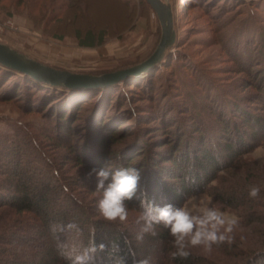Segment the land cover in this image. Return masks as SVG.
Listing matches in <instances>:
<instances>
[{
	"label": "trees",
	"instance_id": "16d2710c",
	"mask_svg": "<svg viewBox=\"0 0 264 264\" xmlns=\"http://www.w3.org/2000/svg\"><path fill=\"white\" fill-rule=\"evenodd\" d=\"M38 1L41 9L47 5ZM55 1L62 16L74 8L78 16L86 14L79 0ZM201 1L210 10L220 3L213 15H221L219 26L232 27L226 33L234 32L226 43L242 80L232 87L191 67L188 55L179 52L170 59L171 75L164 77L168 67L161 64V73H145L140 82L125 78L80 89L52 87L0 64V100L20 99L27 110L47 111L39 129L0 134V264H66L59 242L88 246L93 238L105 247L97 249L92 264H264V154L262 161L254 156L264 151V0ZM140 5L155 13L146 0ZM106 31L87 25L74 34L79 47L96 48ZM139 96L147 104L136 105ZM125 119L134 120L130 130L115 131ZM46 146L65 149L81 167L80 177H67L63 155L55 157ZM104 167L137 168L141 192L160 206L207 195L212 206L238 218L234 242L213 245L211 253L192 248L188 258L173 259L172 237L162 226L156 236L137 239L143 225L139 199L126 202L124 223L106 221L98 204L86 201L98 194L88 172ZM252 186L260 189L255 198L249 196ZM70 223L79 231H69Z\"/></svg>",
	"mask_w": 264,
	"mask_h": 264
},
{
	"label": "rangeland",
	"instance_id": "374dc122",
	"mask_svg": "<svg viewBox=\"0 0 264 264\" xmlns=\"http://www.w3.org/2000/svg\"><path fill=\"white\" fill-rule=\"evenodd\" d=\"M132 1L135 4L133 8H124L116 0H79L77 3L80 2L81 9L86 12L85 16L81 17L77 15L75 8L62 16L61 11L58 9L55 11V0H44L47 5L42 9L38 0H0V42L44 65L76 74L99 77L134 68L153 55L160 43L162 28L153 11L142 9L140 0L130 2ZM162 1L170 6L173 13L176 40L175 44L166 50L163 59L146 73L151 71L161 73L164 69L161 66L163 64L168 67L167 72L163 73L164 77L167 76L172 72L169 66L170 59L174 53L179 52L180 55L181 53L188 55L187 61L191 63V67L199 66L206 69L212 79L225 83L222 85L232 87L231 85L239 83L242 76L235 73L238 69L226 43V40L233 37L234 32L231 36L226 33L232 27L226 29L219 26L221 15H213L219 10L215 5L220 3L210 4V10L209 4L205 6L206 1L201 0ZM229 15L222 19L226 20ZM87 25L107 29L106 40L102 46L79 47L74 34L75 29ZM144 74L130 75L127 78L129 81L140 82ZM126 89L133 91L135 88L127 86ZM239 91L247 94L249 90L243 91L240 88ZM21 103L20 99L0 100V134L13 136L16 132L26 131V128L39 129L43 126L42 116L47 114V111L44 109L36 113L25 109ZM134 103L147 104L141 96L135 98ZM131 123H134V120H121L114 129L130 130ZM46 148L55 157L58 153L63 155L59 161L67 177H71L72 180L80 177L81 167L68 158L65 149L55 150L51 149V146ZM263 154L264 151L260 149L254 156L262 161ZM95 195L102 197V193ZM95 195H91L86 201L98 204V201L93 200ZM195 197L197 199L192 203L198 204L203 199L204 203L212 207L213 203L207 195L199 194ZM188 206L191 207V203ZM225 213L229 217H235L233 214Z\"/></svg>",
	"mask_w": 264,
	"mask_h": 264
},
{
	"label": "clouds",
	"instance_id": "9594fccd",
	"mask_svg": "<svg viewBox=\"0 0 264 264\" xmlns=\"http://www.w3.org/2000/svg\"><path fill=\"white\" fill-rule=\"evenodd\" d=\"M93 175L96 178V190L102 193L97 205L99 214L106 221L124 223L129 214L126 202L134 198L139 199L140 207L143 209L140 217L143 225L137 239H143L146 233L156 236V227L162 226L172 237L171 246L175 249L171 253L173 259L188 258L192 248H200L204 253H211L213 245L225 243L231 245L234 242V232L239 227L238 218L229 217L219 207L208 206L203 199L198 204L192 203L197 199L193 196L189 197L184 205L171 203L157 205L148 198L145 190L141 192V173L135 167H122L114 172H110L107 167L93 168L88 172V176L91 178ZM259 191L258 187L252 186L249 196L255 198ZM189 203L191 207L188 206ZM67 229L79 231L75 223L68 224ZM52 231L55 234L57 226L54 225ZM91 231L94 237V229ZM104 247L103 244L97 246L93 238L88 246L59 242L58 252L66 264H92L97 249L103 250ZM141 264L148 262L145 260Z\"/></svg>",
	"mask_w": 264,
	"mask_h": 264
},
{
	"label": "water",
	"instance_id": "95a60500",
	"mask_svg": "<svg viewBox=\"0 0 264 264\" xmlns=\"http://www.w3.org/2000/svg\"><path fill=\"white\" fill-rule=\"evenodd\" d=\"M155 11L162 28L160 43L153 55L144 63L127 70L108 73L102 76L76 74L59 70L30 59L8 45L0 42V64L27 74L37 81L52 87L68 89L92 88L109 86L124 80L130 75H140L148 72L165 56L166 50L175 44L174 17L169 5L162 0H146Z\"/></svg>",
	"mask_w": 264,
	"mask_h": 264
}]
</instances>
